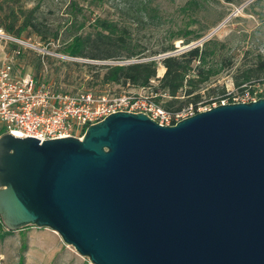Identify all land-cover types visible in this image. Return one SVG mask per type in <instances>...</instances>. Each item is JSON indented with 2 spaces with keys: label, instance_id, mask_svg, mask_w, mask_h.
Here are the masks:
<instances>
[{
  "label": "water",
  "instance_id": "1",
  "mask_svg": "<svg viewBox=\"0 0 264 264\" xmlns=\"http://www.w3.org/2000/svg\"><path fill=\"white\" fill-rule=\"evenodd\" d=\"M0 218L92 264H264V97L169 125L116 110L81 138L4 132Z\"/></svg>",
  "mask_w": 264,
  "mask_h": 264
},
{
  "label": "rangeland",
  "instance_id": "2",
  "mask_svg": "<svg viewBox=\"0 0 264 264\" xmlns=\"http://www.w3.org/2000/svg\"><path fill=\"white\" fill-rule=\"evenodd\" d=\"M71 0H23L26 6L39 2L41 21L47 26V31H57V38L51 39L49 45L41 43L38 35L28 34L15 38L3 31L0 35V61L12 56L16 67L28 71L37 77L51 82L55 88L62 91L86 90L85 81L89 78L88 69L78 68L72 64L63 65L61 60H79L83 62L105 63L89 59L72 58L61 52V48L69 38L81 31L92 30L91 22L96 15L106 17L126 27L144 46H155L164 40L170 28H175L183 22L197 20L195 27L212 25L204 36L189 44H182L178 39L174 45L180 52L190 46L201 44L208 38L217 39L223 45L217 46L215 59L227 58L234 64L230 69L219 67L220 71L208 82L209 93L201 90L203 98L196 106L189 104L183 107L182 113L200 111L218 104L217 101L228 92H237L233 73L237 66L251 62L257 52L264 56V0H193L191 8H184L188 0H149L155 9L146 15L141 9L144 0H105L100 8L87 9L82 13L73 11ZM78 3L82 2L78 0ZM74 22V25H71ZM80 22L84 27H78ZM10 36V37H8ZM21 46L22 54L15 50ZM172 52V53H173ZM14 55V56H13ZM162 55V54H161ZM42 57L41 66L37 68L36 59ZM48 56V58L46 57ZM163 56H156L160 59ZM163 65L158 63L157 76L162 75ZM156 84V80L151 81ZM247 87L260 89L264 83L255 81ZM95 91V92H94ZM134 92L154 96L151 87H133L128 84H112L103 90L94 88V93L102 92ZM211 100L210 103H205ZM1 220V219H0ZM0 264H92L88 257L76 252L74 247L62 241L57 232L35 225L10 230L0 222Z\"/></svg>",
  "mask_w": 264,
  "mask_h": 264
},
{
  "label": "trees",
  "instance_id": "3",
  "mask_svg": "<svg viewBox=\"0 0 264 264\" xmlns=\"http://www.w3.org/2000/svg\"><path fill=\"white\" fill-rule=\"evenodd\" d=\"M80 1L81 4L78 0H71L69 3L73 11L82 14L87 9L102 7L105 2V0ZM192 1L188 0L183 7L191 8ZM141 9L149 16L155 12L149 0L142 1ZM196 21L183 22L175 28H170L164 40L149 47L133 37L126 27L118 26L113 20L96 15L91 22L92 30L73 34L61 48V52L72 58L105 63L61 60V64H72L78 68L85 66L89 73L85 86L86 90L91 92L95 87L103 90L112 84L151 87L154 100L168 111L177 112L189 104L196 106L203 98L201 90L206 87L205 90L209 93L211 88H207L208 82L221 69L216 67L212 60H216L217 65L224 69H230L234 64L227 58L215 59L217 46L223 45V42L214 38H208L201 44L190 46L180 52H173L176 50L174 45L176 40L181 39L182 44H189L202 38L214 25L192 26ZM74 24L71 22V25ZM78 27H84V23L80 22ZM0 29L15 38L33 33L38 35L41 43L45 45H49L50 40L56 39L58 34L57 31H47V26L41 21L39 2L26 6L23 0H0ZM17 49L18 54H22L23 48L18 46ZM165 53L167 55L156 59V56ZM42 57L36 59L37 68L41 66ZM158 63L164 67L161 76H157ZM233 79L239 89L255 81L264 83V56L257 52L251 62L237 66ZM152 80H156V84H152ZM210 102L211 100L205 101ZM2 133L3 130H0V134ZM0 222L2 223V220Z\"/></svg>",
  "mask_w": 264,
  "mask_h": 264
},
{
  "label": "built area",
  "instance_id": "4",
  "mask_svg": "<svg viewBox=\"0 0 264 264\" xmlns=\"http://www.w3.org/2000/svg\"><path fill=\"white\" fill-rule=\"evenodd\" d=\"M0 35H4L1 29ZM18 52L16 49L15 55ZM259 97H264V88L243 86L237 92H228L219 103ZM191 108L184 113L168 111L151 94L62 91L31 72L19 70L12 56L0 61V130L16 137L34 136L40 141L65 136L81 138L89 124L116 110L143 112L169 125L196 112Z\"/></svg>",
  "mask_w": 264,
  "mask_h": 264
},
{
  "label": "crops",
  "instance_id": "5",
  "mask_svg": "<svg viewBox=\"0 0 264 264\" xmlns=\"http://www.w3.org/2000/svg\"><path fill=\"white\" fill-rule=\"evenodd\" d=\"M164 72V68H162V73Z\"/></svg>",
  "mask_w": 264,
  "mask_h": 264
}]
</instances>
